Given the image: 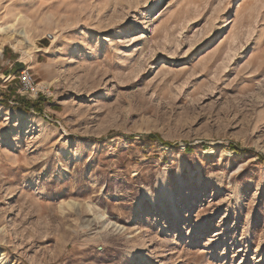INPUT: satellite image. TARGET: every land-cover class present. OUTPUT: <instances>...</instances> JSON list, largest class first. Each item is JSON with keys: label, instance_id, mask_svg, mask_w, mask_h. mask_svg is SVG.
<instances>
[{"label": "rangeland", "instance_id": "obj_1", "mask_svg": "<svg viewBox=\"0 0 264 264\" xmlns=\"http://www.w3.org/2000/svg\"><path fill=\"white\" fill-rule=\"evenodd\" d=\"M158 1L0 0V264H264V0Z\"/></svg>", "mask_w": 264, "mask_h": 264}, {"label": "crops", "instance_id": "obj_2", "mask_svg": "<svg viewBox=\"0 0 264 264\" xmlns=\"http://www.w3.org/2000/svg\"><path fill=\"white\" fill-rule=\"evenodd\" d=\"M25 66L19 62L16 54L8 50L0 56V100L11 103L19 93L20 81L17 79Z\"/></svg>", "mask_w": 264, "mask_h": 264}, {"label": "trees", "instance_id": "obj_3", "mask_svg": "<svg viewBox=\"0 0 264 264\" xmlns=\"http://www.w3.org/2000/svg\"><path fill=\"white\" fill-rule=\"evenodd\" d=\"M44 98L41 96L37 102H31L28 101L27 99L21 98L19 96H15L14 100L11 102L12 104H15L16 107L15 109L23 112H30L31 110H35L37 113L42 112V104L44 102ZM11 103L4 101L5 106H9ZM146 138L150 141H157L162 143L166 147H171V146H176L173 143L166 142L162 139V137L159 134H150L146 136ZM230 150L234 152H241L240 146L239 145H231ZM186 151H191V146H187ZM260 160L264 162V157L261 156Z\"/></svg>", "mask_w": 264, "mask_h": 264}, {"label": "built area", "instance_id": "obj_4", "mask_svg": "<svg viewBox=\"0 0 264 264\" xmlns=\"http://www.w3.org/2000/svg\"><path fill=\"white\" fill-rule=\"evenodd\" d=\"M18 80L21 85L19 91L21 96L36 98L41 93V90H39V84L30 69L25 68L21 70Z\"/></svg>", "mask_w": 264, "mask_h": 264}, {"label": "bare ground", "instance_id": "obj_5", "mask_svg": "<svg viewBox=\"0 0 264 264\" xmlns=\"http://www.w3.org/2000/svg\"><path fill=\"white\" fill-rule=\"evenodd\" d=\"M163 0H159L158 4H161ZM12 27H7L4 36L6 37L8 43L16 50H21L25 53L24 48H27L26 43H30L27 33L23 31H9ZM7 31V32H6ZM9 31V32H8ZM31 45V44H30ZM24 47V48H23ZM27 51V50H26ZM1 52V51H0ZM28 53V52H27Z\"/></svg>", "mask_w": 264, "mask_h": 264}]
</instances>
